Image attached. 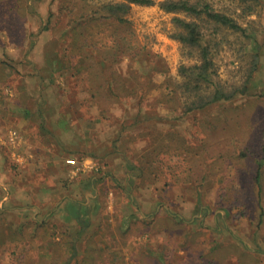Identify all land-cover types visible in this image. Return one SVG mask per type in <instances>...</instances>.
<instances>
[{
    "label": "rangeland",
    "instance_id": "rangeland-1",
    "mask_svg": "<svg viewBox=\"0 0 264 264\" xmlns=\"http://www.w3.org/2000/svg\"><path fill=\"white\" fill-rule=\"evenodd\" d=\"M116 1L0 0V121L15 129L0 134V264H264V0H205L242 28L203 23L214 82L242 88L255 56L256 70L244 94L191 112L196 51L172 37L184 16L131 5L119 20L102 9ZM60 129L123 145L124 182ZM42 149L62 165L43 159L57 181L40 204L18 166Z\"/></svg>",
    "mask_w": 264,
    "mask_h": 264
},
{
    "label": "trees",
    "instance_id": "trees-1",
    "mask_svg": "<svg viewBox=\"0 0 264 264\" xmlns=\"http://www.w3.org/2000/svg\"><path fill=\"white\" fill-rule=\"evenodd\" d=\"M154 4H157L165 12L184 16V18H174L176 31L173 32L172 37L196 51L198 62L186 70L187 74L184 75L186 80L182 84L184 89L182 94L186 98L185 112L204 108L220 100L231 99L234 95L244 94L247 91V85L256 70V56L254 57L253 68L245 77L242 88H234V90L228 91L223 89L219 83H215L212 78L215 70L211 56L213 51L217 49L219 42L212 38L211 34L207 37V34L203 32V23L211 25L216 32L222 26L233 32L240 31L242 28L233 18L215 11L205 0H161L159 2H155V0H119L106 2L102 9L108 17L120 20L122 19L120 14L127 13L131 5L152 6ZM215 31H213L214 34ZM255 180L257 183L260 182L259 169L255 175ZM259 192L261 194V189L258 190Z\"/></svg>",
    "mask_w": 264,
    "mask_h": 264
},
{
    "label": "crops",
    "instance_id": "crops-1",
    "mask_svg": "<svg viewBox=\"0 0 264 264\" xmlns=\"http://www.w3.org/2000/svg\"><path fill=\"white\" fill-rule=\"evenodd\" d=\"M32 111L33 110H29L27 112V111L23 110V115L24 114H26V115L31 114ZM24 117H26V116H24ZM26 118H29V117H26ZM9 120H8L7 123L0 121V134H5L6 132H8V127H9L10 130L13 131L11 133H14L15 129L11 128V126L14 125V123L12 122V120H11V122ZM57 121L58 120L54 121V126H57ZM46 124H47V120H46ZM5 128L7 129V131L5 130ZM57 129L58 128H56V130ZM102 131H105V129H103ZM70 134L72 136H70V138L68 139V136H66L65 133L63 134V132L60 129V130H58V132L56 131V133H54L52 138H56V139H58V141H61L62 143L66 139L65 141L68 142L69 144H71V146H70L71 149H80V150L81 149H85L87 151L88 150L91 151V152L93 151L99 158L105 160L108 163V171H111L112 173H115L114 177L116 179H118L119 181H123L124 180V179L121 180L122 179L121 175H122V172H128V170H129L126 167L127 164H128L129 157L127 156L125 151L122 149L123 145L121 146L120 143H116V144L112 143L113 139L108 138L105 135H102V138H101L104 141L99 140V136H98L97 139L95 140L94 144L93 145H89L88 143H86L84 141H81L80 140L81 138L79 136L75 137L76 134L72 130H71ZM71 137H74V138L71 139ZM56 150L57 149H55V151ZM55 151L52 150V149H51V151H49V150L46 151L45 149L32 150L31 154H30V152H27L26 154H23L21 156V158L19 159L18 169H20L22 171L21 180H23L24 182L27 183V185H25L26 189L31 190V191H37V195L36 196H38L40 204L42 203V201L40 199L44 197V191L46 189H51V188H53L52 186H54V185H48V184L49 183H53L54 184L57 181L56 178H53V179L49 178V177L45 178L43 176L44 175V170L40 168L41 165L43 164V159L45 161L46 157L49 158V161H50L51 165L54 167L53 174H55L57 176H58L59 166L62 165V162H60L58 160L57 156L53 155V153ZM42 154H44L43 158L40 157ZM53 158L56 159V161H54ZM62 170L63 169L61 168V171ZM133 173H136V171L133 172ZM133 173H131V180H133ZM60 177H61V175H59V179H60ZM47 179H49V180L47 181ZM44 180L47 181V182L44 183ZM125 180H126V178H125ZM90 184H91V182H86L85 183V180H84L82 184L76 185L75 191L78 193V195L80 197H83L84 195L87 194L88 191H90V193H91V191H93L91 189V187L89 186ZM56 188H58V187L56 186ZM68 191L73 193V189H69ZM61 195H62V192H61V194H55L54 197L52 196L50 199L53 200V198H56L55 200H57V199H59L61 197ZM46 197H48V196H46ZM93 200H91V201H93ZM59 201L60 200H58L57 203ZM70 203H71L70 200H66L65 199V201L63 203H61L60 205H63V204L68 205ZM71 205H72V203H71ZM76 205H77L78 208L81 209V207H83V209H84V205L85 204L83 203L82 205H79V204H76Z\"/></svg>",
    "mask_w": 264,
    "mask_h": 264
},
{
    "label": "built area",
    "instance_id": "built-area-1",
    "mask_svg": "<svg viewBox=\"0 0 264 264\" xmlns=\"http://www.w3.org/2000/svg\"><path fill=\"white\" fill-rule=\"evenodd\" d=\"M69 164H76V162L74 160H68Z\"/></svg>",
    "mask_w": 264,
    "mask_h": 264
}]
</instances>
